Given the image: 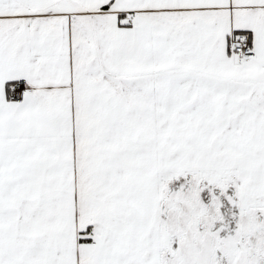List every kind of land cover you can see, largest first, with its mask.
<instances>
[{"label":"snow or ice","instance_id":"snow-or-ice-1","mask_svg":"<svg viewBox=\"0 0 264 264\" xmlns=\"http://www.w3.org/2000/svg\"><path fill=\"white\" fill-rule=\"evenodd\" d=\"M0 264H264V0H0Z\"/></svg>","mask_w":264,"mask_h":264}]
</instances>
